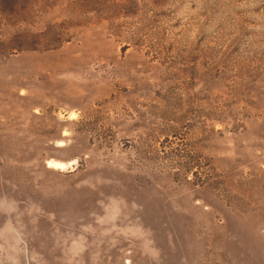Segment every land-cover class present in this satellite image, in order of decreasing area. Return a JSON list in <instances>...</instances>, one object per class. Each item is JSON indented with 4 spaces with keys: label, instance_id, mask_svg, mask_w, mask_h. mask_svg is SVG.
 <instances>
[{
    "label": "rangeland",
    "instance_id": "374dc122",
    "mask_svg": "<svg viewBox=\"0 0 264 264\" xmlns=\"http://www.w3.org/2000/svg\"><path fill=\"white\" fill-rule=\"evenodd\" d=\"M0 264H264V0H0Z\"/></svg>",
    "mask_w": 264,
    "mask_h": 264
},
{
    "label": "bare ground",
    "instance_id": "6f19581e",
    "mask_svg": "<svg viewBox=\"0 0 264 264\" xmlns=\"http://www.w3.org/2000/svg\"><path fill=\"white\" fill-rule=\"evenodd\" d=\"M76 116L75 113L70 114V119H74ZM77 164L76 160H71L69 162H61L57 160H48L47 161V167L53 170L65 172L66 170L70 169L71 167H74ZM74 169V168H73Z\"/></svg>",
    "mask_w": 264,
    "mask_h": 264
}]
</instances>
